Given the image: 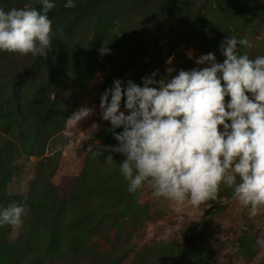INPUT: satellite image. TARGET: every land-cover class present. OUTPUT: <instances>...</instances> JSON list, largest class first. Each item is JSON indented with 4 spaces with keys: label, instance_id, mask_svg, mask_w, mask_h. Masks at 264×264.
<instances>
[{
    "label": "clouds",
    "instance_id": "1",
    "mask_svg": "<svg viewBox=\"0 0 264 264\" xmlns=\"http://www.w3.org/2000/svg\"><path fill=\"white\" fill-rule=\"evenodd\" d=\"M35 2L39 10L0 7V52L46 58L52 50L57 33L63 32L53 30L48 15L55 0ZM75 6V0L64 4ZM114 31L115 37L121 35L118 28ZM241 46L253 43L225 37L219 45L222 62L209 52L196 58L198 65H207L203 68L177 72L169 65L159 79L158 70L143 77L142 85L114 79L101 94V118L118 141L102 149L124 156L119 171L129 193L148 186L156 198L199 207L227 189L249 217L264 209V55L249 58ZM98 51L103 56L111 49L102 43ZM94 111L81 106L67 117L68 135L79 136L81 121ZM98 128L94 122L80 141ZM114 161L111 154L105 157L110 166ZM28 214L23 203L0 205V227L20 229Z\"/></svg>",
    "mask_w": 264,
    "mask_h": 264
},
{
    "label": "rangeland",
    "instance_id": "2",
    "mask_svg": "<svg viewBox=\"0 0 264 264\" xmlns=\"http://www.w3.org/2000/svg\"><path fill=\"white\" fill-rule=\"evenodd\" d=\"M190 1L195 2L199 14L189 15V18L179 24L175 18L166 17L161 33L167 34L169 44L160 42L154 48L150 40L147 50L134 57L135 67L147 64L143 67L148 75L155 70L159 71L157 79L165 74V69L169 65L174 66L177 72L180 69L203 68L207 65L196 63V58L201 55V45L207 46L208 53L213 52L217 61L222 62L224 57L219 45L225 37L231 35L247 38L253 43L251 48L241 46V54L246 53L249 58L264 55V3L261 0H249L248 3H245L248 0ZM255 3L263 6V9L251 17L249 23H243L242 17L247 11V5ZM55 4L56 7L48 13L49 17L64 18L66 15L64 12L68 8L62 5L63 0H55ZM230 12H235V23L229 26V31H225L228 27L225 16ZM97 19V15L92 11L81 17L79 35L91 36ZM139 22L135 18L129 24L137 30ZM149 32L148 29L144 30L142 33L144 39L153 35ZM211 36L217 37V41L209 42L210 39L213 41ZM8 56L9 53H6L4 57H0V106L6 105L7 102L11 103V99L15 98L16 105L22 107L32 96L31 90L38 82L35 79L27 82L26 77L20 79L17 75L8 74L5 69ZM112 66L110 61L102 60L86 86L78 91V104L74 111L81 106L95 109L90 117L81 121L79 136L68 135L66 118L58 113L46 119L39 130L26 128L22 134L17 128L16 133L23 135L22 137L11 134L10 129L0 125V149L3 150L9 168L7 175L0 182V193L6 194L5 202L0 205L23 203L29 209V214L24 218V224L20 229H12L7 225L0 227V243L6 241L18 244L27 250L28 257L34 258L36 255L34 253H38L39 256L46 255L50 247L51 233L46 228L45 221L32 211L31 204L42 196L47 183L58 185L66 191L70 178L81 172L88 150L100 142L99 133L109 123L101 118L100 97L105 83L110 80ZM131 74L132 70H129L119 79L126 85ZM175 74L176 72L172 75ZM55 96L56 93H53L52 100ZM121 109L124 110L123 100ZM94 122L99 125L98 130L90 139L80 141L85 135L83 131L90 130ZM55 154L60 155L57 165L52 167L40 165L41 161H46ZM216 201L223 202L225 209L210 216L205 226L201 228L203 229L201 235L181 257L179 249L201 217L214 208L212 204L215 201L199 207H192L187 202L177 204L154 197L151 188L145 186L139 202L148 208V214L140 212L135 222L120 229L119 234L114 229L109 230L107 226L103 230L105 237L100 238L97 234L88 233L85 240H93L102 248L108 249L112 242L119 238L118 244L123 247L119 249V253L116 252L106 261L107 264H130L138 256L140 257L137 264H264V209H261L257 216L249 217L248 209L235 201L231 197V190L227 189L221 191ZM123 207L127 208V204ZM202 259L204 261H201ZM86 261V264H94L92 257ZM45 264L57 263L49 259Z\"/></svg>",
    "mask_w": 264,
    "mask_h": 264
},
{
    "label": "trees",
    "instance_id": "3",
    "mask_svg": "<svg viewBox=\"0 0 264 264\" xmlns=\"http://www.w3.org/2000/svg\"><path fill=\"white\" fill-rule=\"evenodd\" d=\"M65 3L66 0H63L62 5ZM75 3L74 8L65 10L64 18H52L53 30L62 28L63 32L57 33L52 50L46 58L9 53L5 63L7 73L17 75L20 79L26 77L27 82L32 79L38 82L24 106H17L15 98L11 99V103L0 106V125L10 129L15 136L18 135L17 128L22 134L26 128L39 130L54 113L63 118L69 117L78 104V91L86 86L102 60H108L113 65L110 80L105 83L102 93L113 86L114 79H119L129 70H132L130 79L138 85L142 84V78L148 75L144 68L147 64L135 67L133 59L141 51L147 50L150 40L154 48L160 42L169 44L167 34L161 33L164 19L175 18L179 24L189 15L196 16L200 12L195 2L190 0H75ZM27 6H34L38 10L42 7L35 0H0V7L5 10ZM246 9L243 23H249L251 17L260 12L263 6L255 3L247 5ZM91 11L98 18L94 33L81 36L78 33L82 25L81 17ZM134 17L140 21L137 30L129 24ZM225 19L228 25L225 31H229V26L235 23V12L227 13ZM117 28L121 30V35L115 37L114 30ZM145 29L153 33L146 39L142 36ZM211 38L213 41L210 39L209 42L217 41V37ZM102 43L111 49L110 53L103 56L98 51ZM201 46V55L207 54V46ZM6 53L0 52V57ZM53 93H56L54 100ZM109 129L110 123L99 133L100 142L88 150L81 172L70 178L66 191L58 185L47 183L42 196L31 204L32 211L45 221L51 233L46 255L34 253V258L28 257L29 253L23 247L3 241L0 243V264H45L49 259L57 264H86V259L91 257L94 264H107L106 261L116 252L119 253L123 245L118 244V237L108 249L93 240H85L88 233L105 237L103 230L107 226L119 234L120 229L135 222L140 212L148 214V208L139 202L145 187L136 193L127 191V182L119 171V162L124 156L102 149L104 145L114 146L118 143ZM116 131H122V128ZM109 154L115 160L111 166L105 162ZM3 155L0 149V182L9 169ZM59 160L60 155L55 154L41 161L40 165L52 167ZM5 200L6 194L1 192L0 204ZM125 204L127 208L123 207ZM212 206L214 208L205 213L204 226L212 214L225 209L221 201H215ZM202 232L203 229L188 244L183 243L178 252L179 257L188 252ZM139 257L130 264H137Z\"/></svg>",
    "mask_w": 264,
    "mask_h": 264
},
{
    "label": "water",
    "instance_id": "4",
    "mask_svg": "<svg viewBox=\"0 0 264 264\" xmlns=\"http://www.w3.org/2000/svg\"><path fill=\"white\" fill-rule=\"evenodd\" d=\"M206 218V214H204L199 223L197 224V226L194 228V230L192 231V233L190 234V236L185 240V244H188V242H190L192 239H194L198 233L200 232L202 226H203V223H204V220Z\"/></svg>",
    "mask_w": 264,
    "mask_h": 264
}]
</instances>
